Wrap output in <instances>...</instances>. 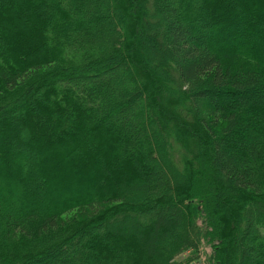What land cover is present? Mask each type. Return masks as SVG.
I'll return each mask as SVG.
<instances>
[{
	"label": "trees",
	"instance_id": "16d2710c",
	"mask_svg": "<svg viewBox=\"0 0 264 264\" xmlns=\"http://www.w3.org/2000/svg\"><path fill=\"white\" fill-rule=\"evenodd\" d=\"M204 245L264 264V0H0V264Z\"/></svg>",
	"mask_w": 264,
	"mask_h": 264
},
{
	"label": "rangeland",
	"instance_id": "374dc122",
	"mask_svg": "<svg viewBox=\"0 0 264 264\" xmlns=\"http://www.w3.org/2000/svg\"><path fill=\"white\" fill-rule=\"evenodd\" d=\"M211 247L209 245H204V248L202 250V254L201 257L198 258L197 260L191 261L188 264H207L208 261V256L211 254ZM188 255V254H186ZM181 257H185V254H183V256Z\"/></svg>",
	"mask_w": 264,
	"mask_h": 264
}]
</instances>
